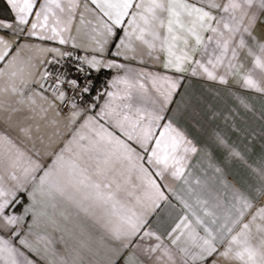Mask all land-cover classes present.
I'll use <instances>...</instances> for the list:
<instances>
[{
  "label": "snow or ice",
  "instance_id": "snow-or-ice-1",
  "mask_svg": "<svg viewBox=\"0 0 264 264\" xmlns=\"http://www.w3.org/2000/svg\"><path fill=\"white\" fill-rule=\"evenodd\" d=\"M3 3L0 264H264V0ZM194 79L253 94L223 124L258 167Z\"/></svg>",
  "mask_w": 264,
  "mask_h": 264
},
{
  "label": "crops",
  "instance_id": "crops-1",
  "mask_svg": "<svg viewBox=\"0 0 264 264\" xmlns=\"http://www.w3.org/2000/svg\"><path fill=\"white\" fill-rule=\"evenodd\" d=\"M10 18V17H7ZM262 19H264V16H262ZM257 34H264V23H258L257 24ZM190 93H193L197 96L203 95L205 99V105L204 108L207 111L208 105H211V110L213 111H219L221 113V116L217 118L215 121V124L219 125L218 130H225V126L223 124V115L227 114L229 109L235 106V100L232 96V92H238L240 95H246L250 98H253V94L250 92H246L243 89H240L239 87L232 85L231 82L228 87H225L223 85H216V84H205L203 81L199 80H192L190 85L187 86ZM206 89H213V91H207ZM252 102L255 104L256 108L259 110L261 108H264V97L256 96L252 99ZM250 117V114H249ZM249 123L253 128L256 129V131L259 133L261 129L262 122L259 121H251L249 120ZM53 129L47 128L44 129V133L47 135L48 133L52 132ZM11 135L17 139V143H20L21 138L17 137V134L15 132H11ZM229 139L230 141H236L237 147L240 151L245 152V144H247V140L243 138H237L235 134H232L230 131H228ZM260 143L261 139L258 136L257 141L255 142V149L252 153L245 152L249 164H252L254 167L259 166L260 158H261V149H260ZM27 147H31L30 143H27ZM213 158L216 163H218L223 169L224 173L226 175L227 180L231 184H237L239 185H247L253 183L254 173L251 172V169L247 168L242 162L240 161H225L223 159V156L220 151H214ZM206 166V165H205ZM174 189L177 192L181 191V185L179 183L173 184ZM175 202V201H173ZM69 228L72 227L71 224L68 225ZM93 232L94 236H99L101 234L100 230L97 229H90ZM55 235H59V233H56ZM71 244L72 241H69Z\"/></svg>",
  "mask_w": 264,
  "mask_h": 264
},
{
  "label": "trees",
  "instance_id": "trees-1",
  "mask_svg": "<svg viewBox=\"0 0 264 264\" xmlns=\"http://www.w3.org/2000/svg\"><path fill=\"white\" fill-rule=\"evenodd\" d=\"M0 9H6V5L3 3V0H0Z\"/></svg>",
  "mask_w": 264,
  "mask_h": 264
}]
</instances>
